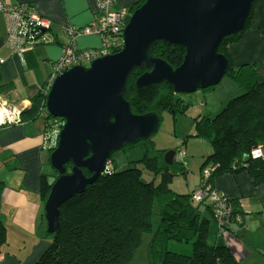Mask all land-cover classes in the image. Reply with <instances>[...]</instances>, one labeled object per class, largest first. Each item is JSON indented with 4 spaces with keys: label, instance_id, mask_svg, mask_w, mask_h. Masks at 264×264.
<instances>
[{
    "label": "trees",
    "instance_id": "trees-1",
    "mask_svg": "<svg viewBox=\"0 0 264 264\" xmlns=\"http://www.w3.org/2000/svg\"><path fill=\"white\" fill-rule=\"evenodd\" d=\"M146 1L139 0L128 10L129 17ZM259 1L254 0L245 28L238 34L226 37L220 48V53L229 60L226 77L245 93L233 99L221 113L195 118L194 132L183 143L186 146L189 140H201L212 148V154L201 166L198 187L186 192L171 187L176 178L186 179L189 170L176 157L171 165L168 164L165 161L167 151L155 147L153 139L128 146L123 151L135 147L144 149L142 159L137 162L142 169L136 165L118 172L111 164H115L112 158L110 168L97 183L60 207V228L53 234L47 232L50 246L36 264H133L144 235L152 236L149 264H241L224 239L226 233H233L234 226L243 224L241 207L238 201L227 198V204L233 205L234 211L227 220L223 219L217 212L218 207L211 202L210 195L216 192L214 183L217 179L242 172L249 174L255 187L264 185V161L253 156V152L259 148L264 150V82L260 80L256 65L245 64L236 69L230 55V47L241 43L252 29ZM26 8L34 10L32 4L26 5ZM22 18L21 35L30 44L51 42L54 26L51 21V26L45 29L28 16L23 15ZM185 55L184 47L165 42H159L153 53L154 57L165 60L174 69L183 64ZM23 72L17 54L0 67V98L10 100L14 83ZM146 72L145 67L136 68L128 80L125 98L131 103L133 113L144 115L155 112L161 118L165 113L186 115L188 105L172 86L136 87L137 79ZM49 88V82L44 87H28L30 106L23 109L20 121L24 124L42 120L45 133H53L48 148L50 158L56 149L55 141L63 121L54 119L47 111ZM208 166L210 168H206ZM66 168L67 174L71 173L72 164ZM144 171L153 178L148 175V178L145 175L142 178ZM54 174L57 175L55 170ZM54 182L46 174L40 177L39 194L44 204ZM4 187L5 184L0 182V196ZM208 188L207 197L197 199L200 192ZM7 244V230L0 221V259L5 254ZM173 244L191 245L192 253L191 250L177 253L175 248H171Z\"/></svg>",
    "mask_w": 264,
    "mask_h": 264
},
{
    "label": "water",
    "instance_id": "water-1",
    "mask_svg": "<svg viewBox=\"0 0 264 264\" xmlns=\"http://www.w3.org/2000/svg\"><path fill=\"white\" fill-rule=\"evenodd\" d=\"M253 2L147 0L130 16L120 52L56 76L46 108L63 125L49 158L57 172L44 205L49 234L60 228V207L97 183L116 153L152 140L159 132L161 116L136 115L125 98L132 71L147 69L136 81L138 89L165 84L181 95L214 88L229 72V60L220 53L222 42L245 28ZM159 42L186 49L179 68L153 56ZM175 156L176 151L169 152L165 161L171 165ZM68 164H72L69 174Z\"/></svg>",
    "mask_w": 264,
    "mask_h": 264
},
{
    "label": "crops",
    "instance_id": "crops-1",
    "mask_svg": "<svg viewBox=\"0 0 264 264\" xmlns=\"http://www.w3.org/2000/svg\"><path fill=\"white\" fill-rule=\"evenodd\" d=\"M115 1L116 8L130 10L139 0ZM0 2L12 9L0 10V67L14 55L20 57L24 72L14 83L10 101L20 108H28V87L46 86L53 75L54 65L63 55L67 40L61 27L70 25L82 29L91 25L99 16L98 0ZM29 4L33 5L36 15L53 23L49 44H30L21 35L23 18L16 10ZM100 44V39L94 36H85L79 41L82 50H94ZM230 55L236 69L245 64L256 65L260 80L264 82V0L258 2L252 29L241 43L230 47ZM2 108L0 117L4 115V118L8 113L13 118L14 113L20 110L13 107L10 114L7 107L5 109L8 113ZM46 134L42 120L8 124L0 129V153H5L3 158L8 159L11 166L8 168L3 165L6 170L0 174V182L5 184L0 196V221L5 225L8 235V244L0 264H36L50 246L47 232L42 230L45 227V221L42 220L44 204L39 194V177L43 168L40 158L49 148ZM200 157L202 159L205 156ZM197 161L200 162V158ZM190 162L188 160L185 163L187 168ZM190 173L189 170L186 182ZM195 178L197 181L192 183L193 186H189L190 183H178L180 192L197 188L200 173ZM214 185L220 195L238 201L244 215L243 224L234 226L233 233H226L224 239L241 264H264V185L255 187L247 172L220 177Z\"/></svg>",
    "mask_w": 264,
    "mask_h": 264
},
{
    "label": "rangeland",
    "instance_id": "rangeland-1",
    "mask_svg": "<svg viewBox=\"0 0 264 264\" xmlns=\"http://www.w3.org/2000/svg\"><path fill=\"white\" fill-rule=\"evenodd\" d=\"M61 32L66 37L68 45L70 43V40L67 33L63 30V26L61 27ZM244 93L245 91L241 90L235 83H233L230 78L225 77L219 85L214 87L212 91L208 92L206 90H199L192 94H181L179 98L183 99L186 105H188L186 115L178 114L177 116H174V114L165 113V115L162 117L161 128L157 135L153 138L155 147H157L159 150L167 151V153L176 151L175 157L176 160L180 163L185 164L188 160L191 161L190 167H188V170H190L191 173L189 175L190 177L187 179V182L186 179L182 177L176 178V180L171 184L172 188H178V183L180 182H183L185 185L190 183L191 186V184L195 180L197 181V179L195 178L197 176V173L201 172L200 169L202 164L208 158V156L212 154V148L210 147V144L205 141L191 140L189 146L183 145L184 140L188 138L190 134L192 135L194 132V119L200 115H216L221 113L223 109L226 108L233 99L240 97ZM4 103L7 105V110L10 112V114H12L11 108L18 107L20 109L19 112L21 117V113L24 108H20L19 106H17L16 103H12L10 100L1 97L0 107ZM2 109L5 108L3 107ZM7 110L5 109L6 113H8ZM9 118V113L6 118H4V115H1L0 124L2 125L0 126H3L4 123L8 122L10 120ZM44 152L45 153L42 154L40 158L41 164H43L41 175L46 174L50 178H55L54 170L52 169L49 163V151L45 150ZM4 155L5 153H0V174L5 172L6 170L3 165L8 168L11 167L10 164H8L7 162L8 159H6L5 157L3 158ZM143 155L144 149L142 147H135L116 153L113 156L115 164L113 162L111 164L116 167V170L118 172L132 169L136 165H138V167L142 169V165L137 162L142 159ZM200 155H203L205 157L201 159ZM198 158H200V162L197 161ZM206 168H210V166ZM144 175L146 178H148V176L152 177V175H150L146 171H144L142 178H144ZM215 191H217L216 188ZM42 220L45 221V227H43L42 230L47 232V220L45 217H43ZM155 229L156 226L154 227V230ZM151 240V235L143 236V243L141 249L139 250L137 258L133 264H149L147 262V258L149 257V245ZM171 248H175L177 253H180L181 251L188 253L189 250H191L192 253V246L187 244H173L171 245Z\"/></svg>",
    "mask_w": 264,
    "mask_h": 264
},
{
    "label": "built area",
    "instance_id": "built-area-1",
    "mask_svg": "<svg viewBox=\"0 0 264 264\" xmlns=\"http://www.w3.org/2000/svg\"><path fill=\"white\" fill-rule=\"evenodd\" d=\"M115 4V0H98L97 13L99 16L93 21L91 25L82 29H78L70 25L63 27V30L69 37L70 43L65 46L62 57L55 64L54 74L49 80L50 86L56 76L71 69L72 67L76 65H86L97 58L117 53L123 48L124 28L127 26L130 17L128 10L116 8ZM0 10L11 11L12 9H8L3 3L0 2ZM16 11L20 12L22 14L21 16H28L32 22L36 23L42 28L47 29L51 26V22L49 20L36 15L34 10L21 7ZM85 36H94L99 38L101 41L100 47L94 50H82L78 41L80 38ZM2 107L6 108L7 105L4 103ZM14 114V117H10L11 119L3 125L20 124V112H15ZM52 137L53 133L46 134L45 138L47 143L52 140ZM253 156L254 158H262L264 161V150L259 148L253 152ZM205 175L208 176L209 174L206 172ZM209 191L210 188H208L206 191L200 192V194L197 196V199L202 200L203 198H206ZM227 198L228 197L225 195H220L218 191L213 192L210 195L211 202H213L216 207H218V214L226 220L230 215H232L234 211L233 205L231 206L230 204H227Z\"/></svg>",
    "mask_w": 264,
    "mask_h": 264
},
{
    "label": "clouds",
    "instance_id": "clouds-1",
    "mask_svg": "<svg viewBox=\"0 0 264 264\" xmlns=\"http://www.w3.org/2000/svg\"><path fill=\"white\" fill-rule=\"evenodd\" d=\"M111 161L108 163V166L110 165Z\"/></svg>",
    "mask_w": 264,
    "mask_h": 264
},
{
    "label": "bare ground",
    "instance_id": "bare-ground-1",
    "mask_svg": "<svg viewBox=\"0 0 264 264\" xmlns=\"http://www.w3.org/2000/svg\"><path fill=\"white\" fill-rule=\"evenodd\" d=\"M44 204V203H43ZM45 205V204H44Z\"/></svg>",
    "mask_w": 264,
    "mask_h": 264
},
{
    "label": "flooded vegetation",
    "instance_id": "flooded-vegetation-1",
    "mask_svg": "<svg viewBox=\"0 0 264 264\" xmlns=\"http://www.w3.org/2000/svg\"><path fill=\"white\" fill-rule=\"evenodd\" d=\"M55 176H57V175H55Z\"/></svg>",
    "mask_w": 264,
    "mask_h": 264
}]
</instances>
